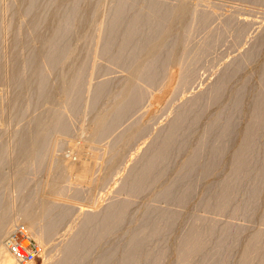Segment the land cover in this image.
<instances>
[{
    "label": "rangeland",
    "instance_id": "1",
    "mask_svg": "<svg viewBox=\"0 0 264 264\" xmlns=\"http://www.w3.org/2000/svg\"><path fill=\"white\" fill-rule=\"evenodd\" d=\"M23 1H25V0H0V75H1V79H2V82H0V88H1L0 89V136L4 134L3 135V139L0 138L1 139L0 147L3 146V147H1L2 149H0V150L4 149V155H3V157L1 156L4 159L0 160V162H1L0 164L3 165V166L2 165L0 166V169H1L0 178L2 176V178L0 180V196H1V199L3 200L2 201L3 204L0 206V221L1 222L2 221H7L6 222L7 224H5V222L2 223V224H4L3 227H1L2 224L0 226L3 229V231H4V232L1 233V236H0V247L3 248V249L0 248L1 251L5 252L7 254V251H6V249L4 248V245H3V239L11 231V229L13 227L17 226V225L25 227V229L28 231L30 236L40 246V249H41L40 255H39L38 259L32 264H64V263H66L64 261L66 260L68 262V259L64 258L65 260H60V259H63L62 249L63 250L65 249L64 250L65 253L70 252V251H68L66 249L70 245H72L71 243H73L72 246H74V248L75 247H79L81 250L84 247L88 248L91 245L90 241H92V243H93V240H95V236L96 235H97L96 238H99V236L103 237V235H104L105 238L104 237L100 238V240L97 239L100 243L97 241V244H99V245L96 244L97 249L95 251H92L94 254L92 253L90 255V253L88 251H86L85 248L83 249L84 251H82V252L80 251V249H76V250H79V251H77V254L79 253V255H81L80 253H84V258H86L85 255H90V256H87L88 257L87 260H90V261H92L91 259H92V255H93V260H95L94 256L97 257L96 254H98V252L100 253V252L104 251L105 249H107L108 245L110 243H114L115 242V244H116L117 243V241H116L117 237H120L121 239H119V238L118 239L122 241V239L125 238L124 236L127 235V233H128L129 236L132 234L131 237H135L136 234L137 235L139 233L143 234V232H145L144 235L146 236V238H148L147 239V240H149L148 243L150 242L149 244H151L150 247H153L152 245L156 244L155 243L156 242V238L158 239V237H160L159 239L162 238V240L166 239V241L163 240V242H162V243L165 244V243H167L169 238L171 239L170 233L172 234L173 230L174 231L176 229L179 230L182 227L183 230L180 229L179 231L176 230L175 232H173V234L175 233L174 237L172 236V240L169 239V241H168L169 244H166L167 246L165 245L167 248H171V247L175 246L177 244L176 243L177 242V238L179 237V236L177 237L176 232H178L179 235H180V232L183 233L184 227L186 228V226H183L184 222H186L185 224H187L189 222L192 223V220L193 219L195 220V218H193V217H196V216L193 215L194 213L197 212L196 213L197 216H199L200 218L204 217L202 219L205 220V216L208 218L209 214H212V213L214 214V212H212V211L210 212L209 211L210 213H208L207 211H205L203 208H200V207H199V209H197L198 211H195V210L192 209L193 207H194V209H196L198 207L197 206L198 202H195V203H197V205H195L194 202H191V201H196L197 200L195 198H197V195H198L197 191L199 192L198 189H197V191L195 193V196L192 197V198L195 197L194 198L195 200L194 199L193 200L192 199L188 200L191 205L189 204V202L187 203L188 204L187 205L186 204L187 201L184 203V205H181V204L179 205L178 203L176 204V202H177L176 201V197L180 194V189L176 190L177 195H175V198L172 197L175 201L174 200H172V201L176 204V206L178 205L177 207L180 208V210H178V211H177L178 208L176 210H174L175 204L173 203L174 206H172L171 205L172 201L170 202L171 204L169 203V201L172 198L171 199L169 198L170 200H168V199L165 200L166 203L170 204V207H169V204L166 205L164 203L165 206H166L165 207V206H161V205H164L163 204L164 200H162V203H161V200H158L157 197L161 195L160 191L166 185V183H167L166 187H168L169 181H171L170 182V184H171L174 181L173 179L179 180L180 176H182L181 174H183V176L185 177L189 173V172H185V170H188V171L192 170V172L195 170V172H193V174H192L193 178H194V174L198 175L200 173V172H198V171L201 170L200 169L201 166H199V165L202 163L201 165L203 167V165L205 164L204 163L206 161L205 160V155H206L207 151L206 152L203 151V155L200 158H198V159L202 158L201 160L196 159V161H195L192 158H191L192 159L191 160L190 157H187V156L189 154H190L189 156H192L191 154L193 153V148L195 147L196 143H198L197 141L199 139L198 137H200L199 135H201V134H198V133H200V131H202V130L206 131V127L210 123H212L214 125L217 124L216 126H213V127L218 128L220 126V128H222L223 127L222 123H224V121L227 118H230L228 120L232 119L231 117H232V115H234V112H235V110H234V112L231 111V108L234 109V107H233L234 104H232V101L234 103V100H235L234 96H236L234 91L237 92V91L241 90L242 89L241 85L243 84V82H244V84L242 85L243 87L244 86L245 87L246 86L250 87V84H251L250 88H251L252 92L249 90L250 93L249 92L248 93L251 94L252 97H253V94L257 93V92H262L264 94V90L262 89L261 86H259L260 85L259 81L255 82V79L258 78V72L260 71L259 69L261 68V66L263 64V63H261V61L264 62V58H263V56H264L263 55L264 54V43H263L264 42L263 41L264 40V36H263L264 35L263 34L264 33V0H261L262 2H257V1L253 2V1H249V0H137V2H140V3H146V2H149V1H153V2L158 3V4H165V5L169 6L173 11L181 9V8H185V9H188L190 11L189 20L191 21V23H190L189 28L187 30V36H186V40L184 42L185 43V47H186V49H185L186 52L185 53H187V51H188V54H190V55L186 56V54L184 53L185 55H182V57H181L182 59L180 58L179 63L176 64V65H173L172 67H170L167 70V73H166V76H165L164 80L161 82V84H159V86L157 88H148L145 85H143L142 83L137 82V80L133 77V75L130 74V72H129L130 70H126V69L121 68L119 65H117L114 62H112V60L108 59L107 56H104V47H105V43H106V31H107V28H108L107 27L108 26V24H107V16H108L109 10L111 8V6H110L111 5V0H96V5L94 6V10L92 12L93 13V19H92V22L90 23V29H91V32H92V36H91V40H90V43H89V50H88L89 55H88V58L86 60V70H85V74L83 76V81H82V93H81V98H80L78 114L76 115L77 118L72 115L74 119L76 118L75 119L76 123H74V127H72L73 123L68 122L69 120L65 122V120L69 119L68 116H67L68 118L66 117L67 119L65 118V116L69 114L68 111H70L69 110L70 107L68 106L70 101H68V98L64 99L63 96L61 97V95L59 94L60 97L58 95H57V97H59L60 100L61 99L62 100L61 101L59 100L60 101V103H59V101L57 99V101H55V102H57L59 105H55V107L52 106V107L55 108L54 109L55 112L52 110L54 112V114H52L51 119H53V116H54L55 119H59L60 118L59 120H62V118H63L62 122H63L64 125H65V123H67V125L68 124H70V125L72 124L71 125L72 129H70L69 125L67 126V129H65V128L63 129V127H66V126L62 125L61 128L63 130H65V131L67 130V132H62L63 131L62 129L60 131L59 127L57 128L56 122L55 121H50V120H49L50 122L48 121L49 123L47 122V124L45 123L44 125H36L33 128L31 126H27L32 121V120H30L31 117H33V118H34V116L36 117L37 116L36 113H39L38 112L39 110H36L37 112H34V114L27 115V116H29V119L26 118L23 121H21V123L23 124L24 127H20L19 128V126L21 124L17 125V123L14 120H12L11 112H10V106H11L10 105V100H11V88H10V85H11V72H12L11 63H10V41H11L10 39H12V36H13L12 32L13 33H15V32H14V23L12 22V18H11L12 15L11 14L13 13L12 12L13 10L16 11L17 14L24 13ZM37 10H39V9L38 8L35 9V12ZM202 14H204L207 17L209 16L208 17L209 18V24H208L209 27L204 32H200V31L196 30V27H195L196 21H194L198 17H200V15L202 16ZM210 15H211V21H210ZM22 19H20V20H22ZM223 20L227 21L228 25L232 24L231 27L230 26H228L229 28L227 27L228 30H226V29H223L224 31L221 30L224 33V35H223V33L219 34V33H221V32H219V30L221 29L220 27L223 26L222 28H224L225 25H226V23H224ZM21 24L22 23L21 22L19 23V21L17 20V31H18L19 34H20L19 30H21ZM219 24H221V25H219ZM234 24H235V26H234ZM242 24H243L244 27L242 26ZM217 26H219V29H216V28H218ZM88 28H89V26H88ZM240 28H241V30H240ZM245 28L248 29V30H246ZM214 29H215V31H214ZM225 30L228 31V32H225ZM9 31L11 32L12 35L9 34ZM249 31H250V33H249ZM175 32L176 31H174L173 33H175ZM213 32H215L216 36L214 35ZM71 33H72V42H71L70 54L67 55L66 57H64L63 60L61 61L60 66L62 68H65V67L69 66L70 64H72V66H75V68L79 67L78 65H76L77 64L76 60H77V57H78L76 55V53L77 54L79 53L84 39L78 33L77 29H75V28L72 29ZM210 33L213 34V35H210L212 37L214 36V37L217 38V34H218L219 37H221V36L225 37L224 39H221L223 37L220 38V40H225V41L218 42V44H220V45H216L217 43L215 44L217 47L215 46V48H212L213 50L209 51V52L213 53L212 55H211V53H209V54L207 53L206 57L204 56V60L202 59L204 62L201 61L200 64H199L200 66L196 67V69L198 68L197 71L195 69V72H197V73L193 72L195 74V76L197 77L195 79V76L193 77L194 74H191L192 72L189 73L188 69H187L188 70V72H187V70H185V68H187V66L191 63L189 60H191V58L195 54L197 48L200 47L201 44L204 42L203 40H205L207 34H208L207 37H209ZM226 33H228V34H226ZM225 34L227 36H225ZM251 36L255 37L257 39L255 40V38H252L253 39L252 40ZM237 37H238V40H236ZM258 39L259 40L261 39L262 41L261 40L259 41ZM234 40H236V42ZM239 41H240V43H237ZM253 41H255V42H253ZM252 42H253V46L256 45V44L257 45L260 44V46H261V47H259L260 51L258 50V58H259V56H260V58L259 59L258 58L255 59L256 58L255 57L254 60H253L255 63L251 62L252 59L250 61L248 60V56L250 54L249 52L253 51V49H254L253 46L251 45ZM234 44H235V46H234ZM219 46H220V48H219ZM233 46L235 47V49H233L234 48ZM240 46H241V48H240ZM248 46L249 47L251 46L252 50H250L251 47L249 49ZM256 46H254V47H256ZM244 47L245 48L248 47L249 52H248L247 49L245 50ZM261 48H262L263 52L261 51ZM215 50H218V51H215ZM222 51L225 52V53H223ZM244 51H247L249 54L244 52ZM259 52H262L261 53L262 55ZM223 54H224V57L222 56ZM183 56H185V57H183ZM189 56H192V57L188 60L187 58H189ZM240 56H241V58L243 57V59L246 58L250 62L249 63L247 61L250 65L246 62V60L241 59ZM261 56H262V58H261ZM212 58H213V60H212ZM215 58H216V60H214ZM239 58H240L241 62H240V60L239 61L237 60L238 61V63H237L236 59H239ZM73 59H74V61L72 62ZM230 60L232 62L235 61L236 62V63H234L235 65L236 64L240 65L241 63L245 62V64L247 65L248 68L246 66H245L246 67L245 68L244 65H242V64L240 66L241 68H239V65L238 66L237 65L234 66V65H232L233 63ZM255 60H257V61H255ZM258 60H260V61L258 62ZM136 62H141V60H137ZM213 63H214V65H213ZM140 64L141 63H138V65H140ZM208 64H210L211 66L208 65ZM229 64H231V66H233V67H231V69H229L230 67H226V66H229ZM252 64L253 65L256 64V65H254V67H253ZM248 65L251 67V69H250V67ZM257 65H259V67ZM136 66L137 65H135V67ZM255 66H257L258 68H255ZM135 67H133V68H135ZM223 67L226 68L225 71H223ZM235 67H237V68H235ZM242 67L245 68V72L243 71ZM234 68L236 69V71H238L239 69L242 70L243 73L240 70H239V72H236L234 70ZM246 69H247L248 72L251 70V72L248 73L246 71ZM256 69L259 70V71H257ZM184 70H185V72H184ZM227 70H228L229 73L227 72ZM134 71L135 70H133V72H131V73H134ZM234 71H235V74L238 73L237 74L238 76H235L233 74L230 77V79L227 82V84H226L227 85L226 87H227L228 90L225 89V94H224V97H223L224 100L222 98V101L223 102L225 101L224 102L225 105L223 104L222 101H221L222 103H219L220 102L219 101V102H217L218 105L214 104L213 105L214 107L211 106V108H214L213 109L214 111L212 110L213 112L210 110V108L207 110L208 112L206 111V114L208 113L209 116L210 117L212 116L213 118H214L213 115H215V114H216L215 118L219 117V115L221 117H223V118H225L227 115H228V117H226L225 120L223 118L219 117L221 120H223L222 123H220L221 120H220V122L217 121L219 119V118H217L216 124H215V122L213 123L215 118L213 120L211 118L209 119V117L207 116L208 114L207 115L204 114L205 115V119H203L204 115H203V117L201 119L204 121V120H206V117H207L208 120L203 122L200 119L202 121V122L200 120L198 121V123L200 124V126H199L200 129L197 127L199 125L197 123V126L194 127L196 129H192L191 130V132H193V131L195 132V130H197V132H198V130H199V132L196 133L198 139L191 135L192 139L195 138L196 141L194 139L191 140V138H190L189 140H191V142H189L188 138L190 137V134H192L190 132H189V136H187L188 138L186 136L184 137L185 138L184 141L186 142V140H188V142H189L187 146H190L191 148L190 147H185L186 146L185 144L187 142L186 143L184 141L181 142L182 138H181V141L179 139H177L179 142L177 140H175L174 141L175 143L173 142L174 144H172V148H170L171 150H175V148H176L175 146H177V149H178L179 148L178 145L180 143L182 145V147L180 145V149L181 148L182 149L188 148L187 149L188 151L186 149H184V150H186V152H188L189 154L187 153L188 155H185L186 152L184 150H182V149L181 150L179 149L181 152H178L179 150H177L176 152L180 153V156H182V157H180L176 152L175 153L173 152L174 154L171 153V156L173 155V157L170 156V158H172L174 160V162H175L174 165H176V167L173 166V162L172 161H171L172 164L170 163V164L165 165L168 162H166V161L163 162L162 160L161 161L157 160V163L155 162L157 165H158V162L163 163V165H161V163L159 164V166L161 165L160 166L161 167V171H160L159 166H158L159 170H157V168H156L157 165L155 163H152L154 161H150V160H152V157H150L149 154H151V153H149V152H151L152 149L150 148L151 151L150 150L148 151L147 149L149 148V146L155 142L154 144H157L158 147H157V145L154 146V144L151 145L150 147L153 146V150L157 149V152H159L158 150H161L159 147L162 146V137H163L161 135V133L162 132L165 133V131L167 129V124L169 126V123L171 121L170 119L172 118L173 119L172 121L174 122L175 121L174 118H176L175 115L178 114V113H181L182 112L181 110H183V108L186 110V108L188 107L187 103L189 104V102H190L189 99L192 102V99H194V97H196V96L198 97L200 95V93H201V95L203 93H205L207 91V90H205L207 87L210 89L211 86H209V85L214 84L212 82H216L215 78L219 79L220 78L219 75L222 76L224 73L227 75V73L230 74V72H234ZM183 72L185 73V76H184ZM220 72H224V73L220 74ZM240 72H241V74H239ZM75 73H77V71ZM186 73L187 74L189 73V74L192 75L193 79L189 78V76H190L189 74L187 75L188 76L187 79L188 80L190 79L192 84H191V82H189L190 80L187 81V83H186V81H183V78L184 77L186 78ZM202 73H204V74H202ZM244 73H246V74L244 75ZM247 73L250 76L253 75L251 77L248 75V77H250L249 78L250 81L247 79L248 82L245 81L246 80L245 77H247L246 76ZM217 74H218V76H217ZM233 77L234 78L238 77V78L232 79ZM185 78H184V80H187ZM231 79H232V81H230ZM239 79H241V81H242L241 83L242 84L237 85L238 82H236V81H239ZM70 81L75 82L76 81V76L72 77L70 79ZM112 82L117 83V86L119 88L127 87L130 84H134L135 83L136 86L139 87V89H141L142 91L145 92V99H144L143 102L140 103V105L136 109V111H134L133 113H130L122 121H120L119 123L113 125L111 129L105 131V127H106V125L108 123V120H109V117L111 116V114L108 115L107 118L103 119L106 116V114H107V109H101L99 111V115H95L93 113V111H92V106L91 105H92V100H93V95H94L95 90L99 86H102L103 84L112 83ZM232 82L233 83L236 82V84L235 83L232 84ZM249 82H251V83H249ZM253 82H254V86H252ZM239 83H240V81H239ZM247 83H249V84H247ZM234 86H235V88H234ZM192 89H194V90H192ZM185 90H187V91H185ZM182 91H184V92H182ZM176 92H178L179 94L176 93ZM181 92H182V95H181ZM189 92L192 93L193 96ZM230 94H233V95H230ZM249 94H247L248 97H249ZM228 95H229V98H228ZM190 96L192 97V99H191ZM252 97H249L248 100H250V98H252ZM174 98H176V99H174ZM186 98H187V100H186ZM225 99H228L227 102H226ZM174 100H175V102H174ZM185 101H188V102H185ZM227 103L228 104L231 103L230 106H232V107H228ZM180 104H181L182 107L180 106ZM176 105L179 106V107H177ZM183 105L186 106V107H183ZM46 106H48V105H45L44 107L46 108ZM67 106L69 108H67ZM216 106L218 107L219 110L217 108H215ZM222 106H225V107H222ZM226 106L228 108H226ZM219 107L220 108L222 107L221 109L224 108L225 110L226 109H228V110L230 109L229 111H231L233 114L229 115L230 112L228 110L224 111V109H223L224 113L221 115L220 113L222 111L220 110ZM45 108H43V110H45V111H48V110L50 111L51 110L50 106L47 107V110ZM176 108L178 110L181 108L179 110L180 112ZM216 109H217L218 112L219 111H221V112L218 114L216 112ZM40 110H41V107H40ZM185 110H183V112H185ZM176 111H178V112L176 113ZM40 112H44V111L41 110ZM61 112L65 116H63L61 114ZM227 112H228V114H227ZM167 113L168 114H171V113L173 114L174 113V115L171 114L169 116ZM181 114H183V113H181ZM181 114H179L177 116L179 117ZM217 114H218V116H217ZM32 115H34V116H32ZM61 115L63 116L62 118H61ZM69 115L72 118L71 112H70ZM242 115H241L240 118L241 119L243 118L242 120L244 121L245 117H243ZM74 119H72V120H74ZM165 119H166V121H165ZM209 120L210 121L212 120V121L210 122ZM228 120H226V122ZM70 121H71V119H70ZM167 121L169 123H167ZM207 121H209V124L206 126V124L208 123ZM243 121H240V123L243 122ZM13 122H15V125L13 124ZM19 122L20 121H18V124H19ZM152 123H153V125H152ZM164 123L166 125V127H165L166 129L162 128L163 126H165ZM172 123H170V124H172ZM203 124L205 125L204 126L205 128L203 127ZM212 124L210 126H208L207 128L211 127ZM242 125H243V123H242ZM147 126H148L149 129L146 128ZM68 127H69V129H68ZM145 128L148 129V132H150V133H148L147 131L145 133V130H146ZM201 128H203V129H201ZM216 128L215 129L212 128V130H215L216 132H218L219 130L216 129ZM69 130H71V131H69ZM156 132L159 133V134H157L159 136H157L155 134ZM212 132H214V131H212ZM216 132L212 133V134L215 136V134L216 135L218 134ZM138 133H140L139 134L140 140H139L138 136L135 137V135L136 134L138 135ZM143 133H145L146 135H144ZM149 134H150V137H149ZM203 134L204 133H202V135H201L202 137H203ZM141 135H144L147 138L144 137V136H143L144 137L143 138ZM193 135H194V133H193ZM196 135H194V136H196ZM263 136H264V134H263ZM16 137L18 138L17 142L14 141L16 139ZM141 137H142V139H141ZM143 139L144 140L146 139V140L142 141ZM147 140H148V142L152 141V143H149L150 144L149 145ZM153 140H154V142H153ZM200 140H201V138L199 139V141ZM192 141H195L196 143L192 142ZM1 142H3V144ZM14 142H15V145H14ZM176 143H177V145H176ZM182 143H184V145ZM191 144H193V145H191ZM147 145H148V147L145 148L144 146H147ZM192 146H194V147L192 148ZM155 147H157V148H155ZM189 148H190V150H189ZM145 149L149 153L148 155L144 153L146 151ZM191 149H192V151H191ZM143 150H145L143 153L146 156H149V158L148 157L146 158V156H145V158L147 159V161L149 159L151 164H149V163L147 164V161L144 158L143 154L140 153ZM153 152H154L155 155L152 154V156L154 155L156 157L157 154H159L156 151H153ZM0 154H1V151H0ZM175 154H177L178 160L174 159V158H176ZM137 155H138V158L140 156H143L142 158L140 157L139 159H143L145 161V162H143V160H141L142 165H143V163H145L144 165H145V168L147 169V171H143V172L144 173L149 172L148 174H145V175H148L149 177L145 176L143 178L144 173H142L143 176L140 174V172L145 169L144 165L143 166L142 165L139 166L141 163L137 162L138 166L141 167V168H138V169H141V170H139L140 172H137V173H139V176L141 175L140 177L136 176V174L133 173V171L135 172L136 167H134L135 169H133L132 167H131L132 169L130 168V166L134 165L133 163H136V159H138ZM155 157H153V159H155ZM179 158H181V160H179ZM139 159H138V161H139ZM170 160H169V162H170ZM185 160L187 162H185ZM197 160L199 162H197ZM155 161H156V159H155ZM179 161H180V163H179ZM193 161H195V163ZM3 162H4V164H3ZM183 162H185V164ZM177 163H179V164H177ZM198 163H199V165H198ZM137 164H135V166H137ZM182 164H184V165H182ZM162 166H163V168L167 166V170L170 171V172H168V174H167L166 168H164L165 171L163 172ZM150 167L151 168L154 167V168H152L153 169L152 171L156 170L154 172L156 180H155V177L153 175V172L151 174L150 173L151 171H148V170L151 169ZM180 167L182 169H180ZM128 169H131L132 172L129 170L131 173H128L127 172ZM173 169L175 171H173ZM136 171H138V170H136ZM173 172H175L176 174L173 173ZM178 172H179V174H180V172H184V173H181L179 175ZM197 172H198V174H197ZM220 172L221 171L219 170V171H216L215 175L213 174L215 179L212 176L210 179L203 180L204 182L202 181V184H200L199 188L201 186H203V188H204V186H207L212 181L217 180L218 179L217 177L219 176ZM125 174H129V175L132 174V175L129 177L128 175L125 176ZM156 174H158V175H156ZM157 176H160V177H163V178H159L158 177L159 178V182H158ZM177 176H179V178ZM215 176H217V177H215ZM136 177H138V178L142 177V178L141 179H137ZM146 177H147V179L150 178V177H154V181L155 182L152 180L153 178L147 180V179H145ZM129 178H131V179L129 180ZM135 178L137 179L136 182H135ZM165 178H167V179H165ZM247 178L249 179L250 177H247ZM120 179H122V180H120ZM127 179H128V181H126ZM132 179L134 181L133 184L131 182ZM143 179L147 180L146 182H144L145 183L144 186L142 185V183H143L142 180ZM246 179H245L244 182L248 181V179L247 180ZM124 180L126 182H128V184ZM138 180H139V183H141L139 186L141 187V185H142V187H143V189L140 190V192H142V194H140V196L144 195L143 193H144L145 190L147 191V188L150 186V184H152L151 181H153L156 185H153L154 188H152L150 186L151 187V192H150V188H149L148 192H150V193L147 192L148 195L146 194V191H145L146 195H144V197L141 198V197L138 196V198H141V199H139V201H137L136 200L137 198H135L133 196V195H135L134 194L135 192H133V190H136V194L139 195V193H138L139 191L138 190L141 189L142 187L137 189L138 186L136 185L137 188H136V186H134L133 188H135V189L132 190V194H133L132 195L133 196V201H132V197H130V195H131L130 192H131L132 188L124 189L122 187L125 184H127L128 186H132L135 183H137ZM160 180H162V181H160ZM207 180H208V182H207ZM121 181L122 182L124 181V183H122ZM129 181H130L131 184L129 183ZM165 181H166V183H165ZM244 182L241 183V185H240L241 187H242V185H244ZM164 183H165V185H164ZM122 184H124V185L122 186ZM115 186H117L118 188H116ZM128 186L125 185V187H128ZM145 187H146V189H144ZM166 187H164V188H166ZM118 189L121 191V194H123V192H125V191H126V193L121 195L119 193ZM202 189L200 190V192L202 191ZM164 190L165 189L162 190V193H163ZM117 191H118V193H117ZM240 192H243V189L240 188L238 193H237V195H239L240 197L236 196V198H235L236 200L234 199L235 201L230 203V204L233 205L234 208H235V206H238L239 203H240V202H237V201H241L242 202L241 199L238 200L239 198H241V195H242V194H240ZM128 193H130V195H127L128 197H126L125 195L128 194ZM158 193H159V195H158ZM137 195H135V196L137 197ZM155 195L156 196L158 195V196L156 197ZM151 196H153V197L155 196V197L153 198ZM201 196L202 195L200 193V197L198 195V201H200L199 199H201ZM243 196H244V194H243ZM243 196H242V199L244 198ZM127 198H129V200H126ZM152 198L153 199L157 198V201H156V199L154 201L155 202L154 205H152L153 204ZM116 199H117V201H114ZM123 199L126 200V201H124V202H126V204H128L127 201L128 202L130 201L129 204H128L129 206L132 205V204L135 205V203L136 204L139 203V205L142 204V203L146 204V205H144L142 207V208H144L142 210L144 213H146V210H147L146 207L151 206V205L154 206V208L151 206V209L152 208L153 209L150 210V208H149V210H148L149 212H147V213H151V212L153 213V215H151L152 213L150 214V217H152L151 219L154 218L153 220H156L157 215H158L157 219H159L161 217V211L167 210L164 213L162 212V215H163L162 217L163 218L161 217L159 220H157L158 222H160L161 219H162V221L164 223V220L166 219L165 223H167V224L164 223L165 224L164 225L162 223V221L160 222L164 226L165 229L163 228V226H161L163 228V230H161L162 229L160 227L161 224H159V226H158L157 221H155L157 224L153 221L154 226L156 225V226H158L160 228V229H158V227L156 228V226H155V228L159 232L156 231L157 233L156 232L153 233L154 235L151 233L152 230L150 231V234H148L150 229L144 231L142 228H140V230H142V231L140 232V230L138 229L139 233H138L137 229H135V231H134L133 229L136 227V223L140 224V222H136V220L139 219L140 216H141V218L143 216H144V218L146 217L145 216L146 214H144L140 210V209H142V208H140L141 205L139 207L138 204H137V206L139 208L136 205H135L136 207L132 205L133 207L130 206L132 210L128 209L130 211V213L127 212V213L131 214V212H133V208H134L135 210H134V214L133 215H134V219L135 220L133 219L132 214L130 215V217L132 216L131 218L134 221L126 213L127 214L126 218H128V219H126L127 221H124L125 224L122 221L123 224L120 223L118 225L117 228H119L118 229L119 231H115V229H113V230L109 229L108 230L109 227H107V226H106V228L103 227L106 224V223L104 224V219L105 218L102 220V218L104 216L101 217L102 214H100L101 212L98 213V211L101 210L102 213L104 214L103 211H105L107 209V207H108L107 203L110 204L111 202L112 203H111V205H109V208L111 207L110 208V210H111L112 206H113V209H112L113 212L112 211H108V212H112V214L107 212L108 215L109 214H111L113 216L116 215L117 212L121 211L122 206H123L122 210L125 211V209L127 210V208L129 206L126 207L127 205L124 206L122 204ZM134 200H135V203H134ZM113 201L115 202V204H116V202L118 204V201H119V203H120V201H122L120 203V204H122V206H120V205L117 206V205L113 204ZM158 201H160V203H158ZM130 203H132V204H130ZM114 205L117 206V208L121 207L120 211L116 212L117 208ZM185 205L187 206L186 208L189 209L190 213L188 212V210L186 212V208H185L184 209L185 211L184 210H182V211H183V213L185 212L186 214L184 213V217H182L178 212L181 211V209H183L181 206L185 207ZM232 205H230L231 210H230V208L228 210L229 205H228V207L226 209H227V212L229 211V213H233L234 214V209H233ZM103 206H104V208L106 207L105 210H104ZM171 206L173 208H171ZM195 206H197V207L195 208ZM114 207L116 208V210L114 209ZM124 207H126V208L124 209ZM155 207L159 208V211L158 210L157 211L160 214L155 213V212H157V211H155L156 210ZM161 207H163V208L165 207L164 208L165 210L163 209V210L160 211V209H162ZM168 207H169L170 211L174 210L173 212H169L168 213L169 215L167 214V212L169 210ZM190 208H191L192 211H190ZM226 209H225L224 212H226ZM260 209L262 211V207ZM138 210H139V212H138ZM202 210H204V212ZM259 210H257V211H259ZM263 210H264V208H263ZM106 211H105V214H107ZM114 211H115V213H114ZM175 211H177V213ZM182 211H181V214L183 215ZM193 211H195V212L192 213ZM257 211H256V213L258 214ZM174 212H175V214H174ZM224 212H222V213L224 214ZM263 212L264 211H262V213ZM191 213H192L193 217L189 216L188 219L189 218H193V219L192 220L190 219L189 222H188V220L185 221V219L187 218L188 214L191 215ZM260 213L261 212H259L258 217L262 214V213L261 214ZM95 214L96 215L100 214L99 217L96 216V217L100 218V220L98 218H96V220H97L96 222L100 223V226L102 225V222H103L104 225H102L101 227H98L99 224H97L96 222L93 221L95 216H94V218L92 217V219L90 218L91 215H95ZM154 214H156L155 215L156 218H155ZM164 214L167 215L168 218H171L173 216L172 219L175 218L174 215L177 214L176 215V219L177 220L175 219V221H177L179 223L176 222L175 224H177L178 226L174 225V223L172 224L171 222L172 221L175 222V221L172 220V219H168L167 217H164ZM178 214H179V216H181L180 218L183 219L184 221L183 220L180 221L181 219L177 218ZM213 214L210 215L209 217L213 216V218H216V220L211 222L210 219L212 217L210 219L208 218V220L206 219V221L208 222L207 225L210 228H212L211 225L214 222V226L211 229V231H213L216 228L214 231L215 232L217 231V234H218V230L220 231V229L224 230L226 228V227H222V228H224V229H222L220 227V229H218L219 228L218 226L221 224L220 220H223V218L225 217L224 221H222L223 223L225 222V224H224V226H225L228 223V220L231 219V220H229L230 223H228V226L229 225L231 226L233 224V227L240 228V229L243 228V231H244V232L241 231L243 233L242 235H241V232H240L241 236L239 235L240 239H238V244H239V242H241L239 245L242 246L243 244L248 243L252 239L253 240H258L260 242V248L259 249H261V246H263L262 244H264V223H261L262 219H260L261 217L258 218L256 216L257 214L254 213V215H253L254 217H253L252 221H248V222L244 221L241 218H237L234 215L235 218L237 219L236 220L235 218H233V214H229L230 216L232 215L231 218L229 217L228 214L226 215V213L224 214V217H223V214L221 215L222 218L217 216V215H220L221 213L220 214L219 213L216 214V212H215V214L214 215ZM135 215H137L139 218L138 217L135 218L136 217ZM225 215L228 216V217H226ZM88 217L90 218L89 219L90 221L92 220V223L94 222L93 223L94 226L98 225L97 226L98 232H97V228L96 227L95 228L91 227V225H93L92 223H90L91 225L89 223H87L88 220L86 218H88ZM105 217H106V215H105ZM199 217H196L197 222H196V220L193 221V223H192L193 225L195 224V222H196V224H198V221H199L198 218ZM108 218H110V217L108 216ZM114 218L116 219V217H113V218H110V219H112L113 222H114ZM129 218H130V220H129ZM213 218H212V220H213ZM167 219L169 220V222H168ZM259 219H260V222H259ZM107 220H109V219H107V217H106L105 221H107ZM128 220H129V223H128ZM254 220H256L255 224H253ZM83 221H84V223H83ZM85 221L87 223L86 225L89 226V227L85 226ZM100 221H102V222H100ZM130 221L132 223L135 222V224H132ZM206 221H202V222H204V224H206L205 223ZM80 223H83L84 227H82L83 224H80ZM168 223H169V226H172V227H170L171 229L175 226V229L173 228L172 231L168 227L170 229V231H171L170 233L168 232L169 229H167V227H165V226L168 225ZM181 223H182V225H181ZM126 224H131V225H127L125 227ZM215 224H216V226L217 225L218 226L215 227ZM222 224L220 226H223ZM79 225H80V227H79ZM133 225H134V228L132 227ZM154 226L152 227V229H154L153 232L156 230L154 228ZM197 226H199V225H197ZM206 226H204V227H206ZM199 227H202L201 226V221H200V226ZM80 228H81V230H80ZM82 228H83V230H82ZM102 228H104V229L102 230ZM137 228H138V226H137ZM77 229H79V231ZM131 229L134 232H137V233H135V234H134V232L132 233ZM110 230H112V232L109 233ZM164 230L165 231L167 230V231L165 232ZM246 230H247V232H246ZM76 231L80 232V234L78 232H76ZM128 231H130V232H128ZM146 231H147V235H146ZM160 231L162 232L161 233L162 236H160L158 234V233H160ZM95 232H97L98 234H96ZM107 232H108V234H107ZM90 233L92 235L89 236ZM100 233H102L103 235L100 234ZM129 233H131V234H129ZM164 233H166V236L168 235L167 236L168 239H167V237L165 238V236L163 235ZM167 233H169V234H167ZM220 233L221 232H219V234H218L219 237L221 235ZM84 234H87V236L84 235ZM151 234L154 237L156 236V238L154 239L153 236H148V235H151ZM212 234L213 235H211V236H213L214 238H218L217 234H214V232ZM78 235H79L80 239H75ZM157 235H159V236H157ZM214 235L215 236L217 235V236L215 237ZM73 236H75V237L72 239L71 237H73ZM82 236H84V237H82ZM122 236H123V238H122ZM140 236H142V235L139 234L138 237H140ZM145 236L143 237L144 241L146 240ZM242 237H245V238H243L245 240H242L241 239ZM82 238H83L84 241L82 240ZM136 238H137V236H136ZM143 238L141 239V237H140L141 240H143ZM210 238H211L210 240H214V238L213 239H212V237H210ZM69 239H70L71 243L67 247L66 243L69 241ZM128 239H130V237ZM153 239H154V241H153L154 243L151 242ZM205 239L206 240H204L203 243H205L204 245H206L207 248H209L208 247L209 245H207L208 244L207 242L209 241V237L207 236V238H205ZM207 239H208V241H207ZM71 240H73V242ZM119 240H118V242H119ZM124 240H125V242L128 241V240H126V238ZM124 240L121 243L119 242V244L118 243L117 244L118 245H121L123 243L125 244ZM215 240L217 241V239H215ZM111 241H113V242H111ZM157 241L161 243V240L160 241L157 240ZM172 241L175 242V245H173L174 243ZM76 242L77 243L79 242V244H82V243L83 244L78 246V244ZM213 242L214 241L210 242V245L212 246L211 249L213 248V246L215 244V242L214 243ZM86 243H88V244L86 245ZM140 243H141V241H140ZM162 243H161V245L163 247L164 244H162ZM211 243H213V245ZM142 244L144 246H142ZM142 244H141V246L139 244V246L142 247L141 249H143L142 252H141V250H137L139 252L136 251V254L134 255L135 257H136V255L138 256V255L144 254L145 251H146V253L148 252L147 249L144 248V247H147V246H145L144 243H142ZM146 244H147V242H146ZM149 244H147L148 247H149ZM161 245H159V247L157 245H155L154 247H156L158 249L160 248V252L163 251L164 249L166 251L167 249L165 248V246H164V248L162 250ZM239 245H238V247H239ZM64 246H66V248ZM168 246H170V247H168ZM206 246H205V248L202 247V245L200 246V248L202 247L204 249L203 250L201 249L202 252H200L198 255H200L201 253L203 255L208 254V251H207L208 249L206 248ZM71 247H70V250H71ZM211 249H209L210 252H211ZM148 250H149V248H148ZM155 250L156 249H154V251L151 250L150 253L148 252L149 253L148 255L145 253L146 256L142 255V256H139L138 258L136 257L137 259H140V260L136 261V259H134L135 258L134 256H133L134 258L132 256H131V258H133L136 261V264H138V262L142 263L143 260L141 261V259H144V261H145L144 257H149L150 256V259H151L152 255L155 256L156 255ZM204 250H205V254L203 252ZM235 250H237V251H234V253L236 252L238 255H236L235 258L233 256L232 260L234 262L232 261V264L233 263L235 264L236 262H238L237 259L239 257L240 247L239 248H235ZM85 251L87 252V254H86ZM71 252H72V250H71ZM140 252H141V254H139ZM153 252L155 254H152ZM158 252H159V250H158ZM1 253L2 252H0V254ZM73 253L75 254L76 252H72L71 254H73ZM170 253L166 255L167 258H169V259L173 255H177V254H173L172 255L173 252L171 254ZM68 254L71 255L70 253H68ZM194 254L196 256L195 260H197L199 256L196 254V252ZM202 254H201V257H202ZM2 255L0 256V259L3 258ZM68 256L66 254L67 258H69ZM75 256H76V254L70 256V258L73 257L74 260H76L78 258L77 262L79 264H80V262H84L85 263V259L83 258V254L81 256L84 259V261L81 260V258H79L81 256H78V255H77V257H75ZM195 256L192 255V257L190 256L189 259L194 260L193 258H195ZM209 256L206 255L205 258L208 259ZM246 256H247L246 259H250L251 260V261L250 260L247 261V264H264V251L262 249L261 250H257V249L249 250V252L247 253ZM175 257L176 256H174V258ZM8 258L13 262V264H17L16 262H14L15 260L13 259L14 260L13 261L9 255H8ZM73 258L71 259L72 261H73ZM131 258L129 259L130 261H131ZM167 258L163 259L162 261L160 260L159 264L165 263L163 261H167L165 264H167L168 262H169L168 264H175L176 260H174V258L173 259L171 258L170 260L167 259ZM202 258H204V256ZM205 258L202 261L203 262L206 261V262L203 263L201 261L200 264H202V263L206 264L208 262L209 259L206 260ZM133 259H132V262L134 261ZM146 259L149 260V258H146ZM187 259L184 262L182 261L183 263L182 262H180V263L185 264V262H187L188 264H190V262H192V261L189 262V260H187ZM199 259L197 261L194 260L195 264L196 263L198 264ZM0 261H2V259ZM70 261H69V263H71V264L74 262V261L73 262H70ZM130 261H129V264H131ZM135 261L133 262L134 264H135ZM171 261H173V262H171ZM147 262L152 263L150 260L147 261ZM194 262H192L191 264H194ZM86 263H88V261ZM114 263L115 262H113V264ZM89 264H91V262H89ZM115 264H117V263H115ZM144 264H146V261L144 262ZM208 264H209V262H208Z\"/></svg>",
    "mask_w": 264,
    "mask_h": 264
},
{
    "label": "bare ground",
    "instance_id": "2",
    "mask_svg": "<svg viewBox=\"0 0 264 264\" xmlns=\"http://www.w3.org/2000/svg\"><path fill=\"white\" fill-rule=\"evenodd\" d=\"M249 1L262 2L261 0H249ZM23 5H24V7H23L24 13L17 14L16 11L13 10L12 11L13 13L11 14L12 15L11 16L12 22L14 23V32H15V33L12 32L13 36H12V39H10L11 40L10 41V63H11V68H12V72H11V85H10V88H11V100H10L11 117H12V120H14L17 123V125H20V124L22 125V126L21 125L19 126V128H20V127H24L23 124L21 123V121H23L26 118L29 119V116H27V115L34 114V112H37L36 110H39L38 111L39 113H36L37 114L36 117L34 115H32V116H34V118L30 116L31 117L30 120H32V121L27 126H31L33 128L36 125H44L45 123L47 124V122L50 120V121H55L56 122V125H57V128L59 127V130L61 131V129H62L61 127H62V125H64L63 122H62L63 121V118L62 117L65 116V115H63V113L61 112V114L63 115V116L61 115L62 120H59L60 118L59 119H55L54 116H53V119H51L52 114H54V112H55L54 111L55 105H59L55 101H57V99H58V101L60 100L59 94L61 95V97L63 96L64 99H67L68 98V101H70L69 102V105H68L70 107V109H69L70 111H68L69 114L71 112V116L73 115L75 117L78 114V109H79V104H80V98H81V93H82V81H83V76H84L85 70H86V60H87L88 55H89V52H88V50H89V43H90L91 36H92V32H91V29H90V23L92 22V19H93V13L92 12L94 10V6L96 5V0H25V1H23ZM110 6H111V8H110L109 13H108V16H107V24H108L107 27L108 28H107V31H106V43H105V47H104V56H107L108 59L112 60V62L116 63L121 68L126 69V70H130L129 71L130 74L133 75V77L137 80V82L142 83L143 85H145L148 88H157L159 86V84H161V82L164 80V78L166 76V73H167V70L170 67H172L173 65L178 64L179 61H180V58L182 57V55H185V54H186V56L187 55H190V54H188V51H187V53H185L186 52L185 51L186 47H185V43H184L185 40H186V36H187V30H188L189 25L191 23V21L189 20V13H190V11L188 9H185V8H181V9H178V10L173 11L169 6H167L165 4H158V3H155L153 1H149V2H146V3H140V2H137V0H111V5ZM37 8L39 10H37L35 12V9H37ZM203 15L204 14H202V16L200 15V17H198L196 20H194V21H196V23H195L196 30L197 31H200V32H204L209 27V25H208L209 24V18H208L209 16L207 17V16L204 15L205 16L204 17ZM20 19H22V20H20ZM17 20L19 21V23L20 22L22 23L21 24V30H19L20 31V34L17 31ZM210 21H211V15H210ZM224 23H226L227 26L225 25L224 28H222L223 26H221L220 27L221 29L219 30V32H221V33H219V34H222L223 33L221 30H223V29L228 30L227 27L228 26L231 27V25H232V24L231 25L230 24L228 25L227 24V21H224ZM219 25H221V24H219ZM88 26H89V28H88ZM234 26H235V24H234ZM242 26H243V24H242ZM217 27L218 28H216V29H219V26H217ZM74 28L77 29L78 33L84 39L83 44L81 46V49H80L79 53L78 54L76 53V55L78 56L77 57V60H76V62H77L76 65H78L79 67L78 68H75V66H72V64H70L69 66H67L65 68H62L60 66L61 61L63 60L64 57H66L67 55L70 54L71 42H72V33H71V31ZM226 30H225V32H228ZM240 30H241V28H240ZM246 30H248V29H246ZM174 31H176V32L173 33ZM214 31H215V29H214ZM213 33L215 35V32H213ZM249 33H250V31H249ZM9 34L12 35L10 31H9ZM226 34H228V33H226ZM226 34H225V36H227ZM210 35H213V34L210 33L209 34V37H207L208 36V34H207L205 40H203L204 42L201 44L200 47L197 48V50H196L195 54L193 55V57L192 56H189V58L186 57L188 60L192 57L191 58L192 61L189 60L191 62L189 64L190 66L188 65L187 68H185V70H187V69L189 70V73H191V72H192L191 74L197 73V72H195V69H196L197 66L198 67L200 66L199 64H200L201 61L204 60V56L206 57V54L207 53L208 54L211 53L209 51L213 50L212 48H215L216 45H220V44H218V42L225 41V40H220V38L223 37V36L219 37L218 34H217V38H216V37H214V36L212 37ZM223 35H224V33H223ZM224 38L225 37H223L221 39H224ZM252 38H255V37H252L251 36V39ZM256 39L257 38H255V40ZM236 40H238V37H237ZM236 40H234V41L236 42ZM253 42H255V41H253ZM253 42L251 44L252 46H253ZM237 43H240V41L237 42ZM256 45H254V46H256ZM234 46H235V44H234ZM254 46H253V48H254L253 51H250V52L248 50V47L249 46L247 48L244 47L245 50L247 49L248 52L250 53L249 54L247 51H244V52H246V53L249 54L248 60L250 61L252 59V61H251L252 63H255L253 61L255 57H256L255 59L258 58V50H259V47H261L260 44L257 45L256 47H254ZM250 47H249V49H250ZM219 48H220V46H219ZM240 48H241V46H240ZM233 49H235V47ZM250 50H252V47H251ZM215 51H218V50H215ZM261 51L263 52L262 48H261ZM262 52H259V53L261 54ZM223 53H225V52H223ZM212 54L213 53H211V55ZM222 56L224 57V54ZM183 57H185V56H183ZM240 58H241V56H240ZM240 58L239 59H236V62L237 63L240 60ZM259 58H260V56H259ZM261 58H262V56H261ZM263 58H264V56H263ZM74 59L72 60V62L74 61ZM241 59H243V57ZM137 60H141V62H136ZM212 60H213V58H212ZM214 60H216V58ZM243 60H246V62L248 61L246 58L243 59ZM255 61H257V60H255ZM259 61L260 60H258V62ZM236 62L235 61L232 62L233 63L232 65L236 66L237 64L236 65L234 64ZM240 62H241V60H240ZM138 63H141V64L138 65ZM261 63H263V64H262V66L260 65L261 66V68L259 69L260 71L256 69L259 72H258V78L255 79V82L256 81H259V83H260L259 86H261L262 89L264 90V62L261 61ZM241 64L244 65V67L245 66L247 67V65L245 64V62L244 63H241ZM241 64L240 65L238 64L239 65V68H241L240 67ZM135 65H137V66L135 67ZM208 65H210V64H208ZM213 65H214V63H213ZM254 65H256V64H254ZM254 65H253V67H254ZM257 66L259 67V65H257ZM257 66H255V68H258ZM133 67H135V68H133ZM226 67H230L229 69H231V67H233V66H231V64H229V66H226ZM244 67H242V68H243V71L245 72V68L246 67L245 68ZM235 68H237V67H235ZM235 68H234V70L236 71ZM225 69L226 68L223 67V71H225ZM250 69H251V67H250ZM133 70H135L134 73H131V72H133ZM185 70H184V72H185ZM188 70H187V72H188ZM197 70H198V68L196 69V71ZM228 70H227V72H228ZM239 70L236 71V72H239ZM76 71H77V73H75ZM235 71L234 72H230V74H228L229 73L228 72L227 75L224 72H220V74H222V73H224V74L222 76L219 75V77H220V78L218 77L219 79H216L215 78L216 82H212L214 84H211V85L208 84L209 86H211L210 89L207 87L208 89L207 88L205 89L207 91L206 92L204 91L205 93H203L202 95H201V93H200V95L198 94L199 96L198 97L196 96L197 98L194 97V99H192V97L190 96L191 99H192V102L189 99V101L191 103L190 102H189V104L187 103L188 107L186 108V110L183 108V110H185V112H183V110H181L182 111L181 113H183V114H181V113L176 114L175 115L176 118H174L175 119L174 122L172 121L173 120L172 118L171 119L169 118L173 123L170 121V123H172V124H170L167 121V123H169V126L167 124V129L165 128L166 125L164 123L165 126H163L162 128L163 129L165 128L166 131H165V133H163V132L161 133V135L163 136V137L161 136L162 137V146L159 144L161 146V147H159L161 150H158L159 152H157V149L153 150V146L152 147H150V146L155 143L154 140H153L154 143L151 144V145L149 143H152V141L151 142H148V140H147L148 144L150 145L147 150L148 151L149 150L151 151V149H152V151L149 152L151 154H149L146 149H145L146 151L143 150L142 152H140V153L143 154L144 158L146 156L145 154H147V155L149 154L150 157H152V160H150V161H154L152 163H155V162L157 163V160H160V161L162 160L163 162L164 161L168 162L165 165L170 164V163L172 164V162H173V166L176 167V165H174V163H175L174 160L172 158H170V156H171V153H173V152L175 153L177 150L180 149V145L181 144L179 143V145H178L179 148L178 149H177V146H175L176 147L175 150H171L170 148H172V144H174L175 143L174 141L177 140V139H179L181 141V138H182V141L181 142H183L185 140L184 137L185 136L186 137L189 136V132L192 133V134H190V137L189 138L187 137L188 140L190 138H191V140H193V139L195 140V138L192 139L191 135L193 137H196L197 138L196 133H198L199 130H198V132H197V130H195V132L194 131L191 132V130L192 129H196L194 127L197 126L198 121L203 117L204 114L205 115L208 114V113L206 114V111L209 108H210L211 111L214 109V108H211V106H213L214 104L218 105L217 102H219V101H220L219 103H222L223 102L222 101V98L224 97L225 89H227V87H226L227 86L226 85L227 82L229 81L230 77L233 74L235 76H238L237 75L238 73L235 74ZM240 71L242 72V70H240ZM246 71H247V69H246ZM184 72H183V74L185 76V73ZM241 72L239 74H241ZM249 72H251V70ZM248 73L246 75L247 77H245V79H246L245 81L246 82H248L247 79L250 81L249 78L251 76H253V75L250 76ZM188 74L186 73V78L184 77L185 79H187V77H188L187 75ZM191 74H189L190 75L189 76L190 79L192 78V75ZM202 74H204V73H202ZM245 74L246 73H244V75ZM248 75L250 77H248ZM74 76H76V81L75 82L70 81V79L72 77H74ZM194 76H195V74L193 75V77ZM217 76H218V74H217ZM234 77L232 79L238 78V77H236V78H234ZM184 78H183V81H186V83H187V81L190 80V79L189 80L188 79L187 80H184ZM196 78L197 77L195 76V79ZM232 79L230 81H232ZM239 81H240V83H239ZM239 81H236V82H238L237 85L242 84L241 83L242 82L241 79H239ZM0 82H2L1 75H0ZM189 82H191V80ZM236 82H234V83L236 84ZM234 83L232 82V84H234ZM249 83H251V82H249ZM249 83H247V84H249ZM191 84H192V82H191ZM243 84H244V82H243ZM242 85H241V87H242L241 90L238 89L239 91H237V92L234 91V93L236 94V96H234L235 97L234 103L232 101V104H234V106H233L234 109L231 108V111L234 112V110H235L234 115H232L233 113L231 111H229L230 109L229 110L226 109V110H228L231 113V114L229 113V115H232V117H231L232 119L231 120H228L230 118H227L226 120H228V121L226 122L225 118L228 117V115L226 117L224 116L225 118H223V117H221L219 115V117H221V118H223L225 120L224 123H222L223 120H221L219 117H216L215 118V116H216L215 113H214L215 115L212 114L214 116V118H215V120L213 121V123L215 122V124H216V120H217V118H219L217 121L220 122V120H221L220 123H222V126L223 127L220 128L219 125H218L219 126L218 128L213 127V126H216L217 124L216 125H214L212 123L209 124V121H210L209 120V121H207L208 123L206 122L207 123L206 126L208 124H209L208 126H210L211 124H212V126L209 127V128H207L208 127L207 126L206 127V131L204 130L205 132L202 130L203 132L200 131V133H198V134H201V135H202V133H204L203 134V137L201 135H199L200 137H198L199 139L201 138V140L199 141V139L197 138L198 139V141H197L198 143L195 142L196 140L195 141H192V142H195L196 143L195 147L192 146V148L194 147L193 148V153L191 154L192 156H189L190 154L188 152H186V150L188 148H184L186 150H184V149L181 148L182 150H184L186 152L185 155H188L189 154L187 157H190V159L192 158L195 161H196V159L200 158L203 155V151H205V152L207 151V153L205 155V160L206 161L204 162L205 164L203 165V167L201 165L202 164L201 162H200L201 163L200 165L198 163V165L201 166V168H200L201 170L198 171L200 173L198 174V172H197L198 175H195L194 174V178H193L192 177L193 176L192 174H193V172H195V170L193 172H192V170H189V171L188 170H185V172H189L185 177L183 176V174H181V173H184V172H180V174L183 177L180 176V178H179V176H177L179 178V180L173 179L174 181L171 184H170L171 181H169L168 187H166L167 186V183L165 181L166 185L164 183V185H165L164 187H166V188H164V187L162 188V190L165 189L163 191V193H162V190H161L160 191L161 192L160 193L161 194L160 196H158L159 193L157 195L158 197L155 195L158 198V200H161V203H162V200H164L163 204L165 203L166 205H168L172 200H174L172 197L175 198V195H177L176 190H179L180 189V194L176 197V201H177L176 204L178 203L179 205L180 204L181 205H184V203L186 201H187L186 202V204H187L189 202L188 201L189 199H192L193 200L195 198V197L194 198H192V197L195 196V193H196L197 189L200 192V190L203 188V186H201L202 188L201 187L199 188L200 184H202V181L205 180V179H210L213 176V174L215 175L216 171H219L220 170L221 172H220L219 176L218 177L215 176L218 179L216 178L217 180L212 181L207 186H204V188L200 192L201 195H202L201 196V199H199L200 201H198V195L200 197V193L197 191L198 195H197V198H195L197 200L196 201H191V202H194L195 205H197V203H195V202H198V205H197L198 207L195 206V208L197 207L196 209H194V207H193L192 208L193 210L198 211L197 209H199V207H200V208H203L208 213H210L211 211L214 212V214H215V212H216V214L217 213H219V214L221 213L220 215H217V216H219V217L222 218V216H221L223 214L222 212L225 211V209L228 207V205H229V207H228V210H229L230 205H232L230 203L231 202H234L236 200L235 199L236 196H239V195H237V193H238L239 189L241 188V189H243V192H240V194H242L241 195V198H239V199L237 198V199L238 200L241 199L242 202L241 201H237V202H240V203H239L238 206H235V208L232 205V207L234 209V214L233 213H229V211L227 212V209H226V212H224V214L225 213H226V215L228 213L229 214H233V218H235V216H236L237 218H241L244 221H247L248 222V221H252V219L254 217L253 216L254 213L257 214L256 211L259 210L261 207H262V211H264L263 210V208H264V136H263V134H264V94L262 92H257V93H254L253 94V97H252V95L249 94L250 93L249 90L251 91V88H250L251 87V84H250V87L249 86H246V87L244 86L243 87ZM235 86H234V88H235ZM252 86H254V82H253V85ZM192 90H194V89H192ZM185 91H187V90H185ZM182 92H184V91H182ZM182 92H181V95H182ZM176 93H178V92H176ZM190 94L192 95V93H190ZM247 94H249V97H252V98H250V100H248L249 97H248ZM57 95L59 97H57ZM230 95H233V94H230ZM176 98H174V99H176ZM228 98H229V95H228ZM144 99H145V92L142 91L141 89H139V87H137L135 83L134 84H130L127 87L119 88L117 86V83L112 82V83L103 84L102 86H99L95 90L94 95H93V100H92V105L91 106H92V111H93V113L95 115H99V111L101 109H107V114H106V116L103 119L107 118L108 115L111 114V116L109 117L108 123H107V125L105 127V131H107V130L111 129L113 125L119 123L124 118H126L127 115H129L130 113H133L134 111H136V109L139 107L140 103L144 101ZM186 100H187V98H186ZM223 100H224V98H223ZM225 100L227 102L228 99H225ZM60 101H59V103H60ZM174 102H175V100H174ZM185 102H188V101H185ZM224 102H223V104H224ZM230 104L231 103L228 104V107H232V106H230ZM43 105L44 106L45 105L50 106L51 107L50 108L51 110L50 111L49 110L48 111L43 110V108H45ZM48 106H46V108H45L46 110H47V107ZM52 106H54V107H52ZM68 106H67V108H69ZM180 106H181V104H180ZM40 107H41V110L44 111V112H40L41 111L40 110ZM177 107H179V106H177ZM183 107H186V106L183 105ZM222 107H225V106H222ZM228 107L226 106V108H228ZM215 108L218 109L217 106ZM221 108H220V110L222 112L221 111L218 112L217 109H216V112L218 114L221 112L220 114L222 115L224 113L223 112V109L224 108L223 109H221ZM226 110L224 109V111H226ZM178 111H176V113ZM69 114L65 116V118L67 116L69 117V119H67L68 117L66 118L67 120H65V122L69 120L68 122L73 123V125L72 124L71 125H72V127H74V123H76V120L75 119L77 117L74 119L73 116H72V118H71ZM171 114H168V115L170 116ZM179 114H181V115L178 117L177 115H179ZM218 114H217V116H218ZM227 114H228V112H227ZM172 115H174V113ZM205 115H204V118L203 119H205ZM241 115L243 117H245L244 121L242 120L243 118L242 119L240 118ZM207 116L209 117V119L210 118L212 120L214 119L212 116L210 117L209 114ZM70 119H71V121H70ZM72 119H74L75 121L72 120ZM206 120H208L207 117H206ZM206 120H204V121L202 120V121L205 122ZM18 121H20L19 124H18ZM165 121H166V119H165ZM240 121H243V122L240 123ZM15 122H13L14 125H15ZM242 123H243V125H242ZM68 125H69L70 129H72L71 125L70 124H68ZM68 125H67V123H65L64 126H66V127H63V129L64 128L67 129V126ZM152 125H153V123H152ZM199 126H200V124L197 126L200 129ZM204 126L205 125L203 124V127ZM69 127H68V129H69ZM146 128H148V126ZM212 128L213 129L216 128L219 131L216 132L215 130H212ZM148 129L145 130V133H146V131L148 132ZM201 129H203V128H201ZM69 131H71V130H69ZM212 131H214V132H212ZM62 132H67V130L66 131L63 130ZM215 132L218 133V134L217 135L215 134V136H214L212 133H215ZM145 133H143V134L146 135ZM148 133H150V132H148ZM193 133L196 136H194ZM139 134L140 133H138V135L136 134L135 137H137V136L139 137ZM155 134L157 135L159 133L156 132ZM3 135H1L2 137L0 136V138L3 139ZM144 135H141V136L143 137ZM157 136H159V135H157ZM142 137H141V139H142ZM144 137H146V136H144ZM149 137H150V134H149ZM17 140H18V138L16 137V139L14 141L17 142ZM139 140H140V137H139ZM145 140L143 139L142 141H145ZM188 140H186L187 143L184 141L186 143L185 144L186 145L185 147H190V146H187V145H188L189 142H191V140H189V142H188ZM0 141H1V139H0ZM15 142H14V145H15ZM1 143L3 144V142H1ZM182 144L184 145V143H182ZM155 145H157V144H154V146ZM176 145H177V143H176ZM191 145H193V144H191ZM1 147H3V146H1ZM1 147H0V149H2ZM144 147L147 148L148 145L147 146H144ZM157 147H158V145H157ZM157 147H155V148H157ZM181 147H182V145H181ZM190 148H189V150H190ZM180 150L178 152H181ZM0 151H1L0 157L1 156L3 157V155H4V149L3 150H0ZM153 151H156L157 153H159V154H157L155 152L157 154V156H156L157 158L154 156L155 154H154ZM191 151H192V149H191ZM152 154H154V155L152 156ZM177 154L180 156V153H177ZM177 154H175L176 155V158H174L175 160L176 159L178 160ZM138 155H137V158H138ZM143 156H140V157L142 158ZM2 157L0 158V160L1 159H4ZM147 157L149 158V156H146V158ZM153 157H155L156 161H155V159H153ZM171 157H173V155ZM180 157H182V156H180ZM138 159H136V163H133L134 165L132 164L133 166H130V168L132 167L133 169H135L134 167H136V169H135V172L136 173L133 171V173L136 174V176H139V173H137V172H140L139 170H141V169H138V168H141L139 166L142 165L141 160H143V159H139V161H138ZM201 159H198V160H201ZM169 160H170V162H169ZM179 160H181V158H179ZM198 160H197V162H199ZM146 161H147V159H146ZM150 161L148 159L147 164L148 163L151 164ZM195 161H193V162L195 163ZM137 162L138 163H141V164L138 166ZM143 162H145V161L143 160ZM185 162H187V161L185 160ZM185 162H183V163L185 164ZM160 163L161 162H158V165L156 164L157 165L156 166L157 170H159L158 169V166H159ZM179 163H180V161H179ZM179 163H177V164H179ZM3 164H4V162H3ZM135 164H137V166H135ZM144 164L145 163H143V165ZM184 164H182V165H184ZM1 165L2 164H0V166ZM161 165H163V163H161ZM160 166H159V168H160V171H161V167ZM144 168H145V165H144ZM152 168H154V167H152ZM152 168L150 170H148V171H151L150 172L151 174L153 172V175H154V172L156 170L155 171H152L153 170ZM164 168H166V172L168 174V172H170V171L167 170V166L164 167ZM164 168L162 166L163 172L165 171ZM131 169H128L127 172L128 173H131L132 172ZM145 169L140 172L141 175H142V173H144L143 171H147V169L146 170ZM180 169H182V168L180 167ZM136 170H138V171H136ZM0 171H1V169H0ZM173 171H175V170L173 169ZM148 173L149 172L144 173V176L142 175L143 178L145 176L149 177L148 175H145V174H148ZM173 173H175V172H173ZM178 174H179V172H178ZM127 175L129 177L131 176L129 174H125V176H127ZM156 175H158V174H156ZM147 177L145 179H147ZM154 177H155V175H154ZM154 177H150L148 179L153 178L152 180L154 181ZM158 177L159 178H163V177L157 176V178ZM247 177H250V178L248 179ZM1 178H2V176H1ZM1 178H0V180H1ZM136 178L137 179H141L142 177L141 178L136 177ZM136 178H135V182L137 180ZM159 178H158V182H159ZM213 178H214V176H213ZM246 178L248 179V181L244 182ZM130 179L131 178H129V180ZM145 179L142 180L143 183L148 180V179L147 180H145ZM165 179H167V178H165ZM120 180H122V179H120ZM155 180H156V177H155ZM162 180H160V181H162ZM124 181L123 182L121 181V182L124 183ZM126 181H128V179ZM153 181H151L152 184H150V186L152 188H154L153 185H156L154 183L155 181L154 182ZM131 182H132V184L134 183L133 179H132ZM207 182H208V180H207ZM242 182H244V185H242V187H241L240 185H241ZM126 183L128 184V182H126ZM129 183H130V181H129ZM138 183H139V180L137 181V183H135L132 186H128L127 184H125V185L128 186V187H125L124 184H122V186L124 185L123 187L121 186L124 189L132 188L131 189V192H130L131 195H130V193H128V194L125 195L126 197H128L127 195H130V197H132V201H133V196L135 198H137L136 199L137 201H139V199H141L142 197H144V195L147 194V192L149 191L148 190L149 188H150V192H151V187L149 186L147 188V191L145 190L146 191V194H145V191L143 190L144 191V193H143L144 195L143 196L142 195L140 196V194H142V192H140V190L143 189L142 185L144 186L145 183L144 184L142 183V185H141L142 188L139 186L141 183H139V184ZM136 185L138 186V188H137ZM134 186H136L137 189L141 188V189L138 190L139 191L138 192L139 195L136 194V190H133V189H135V188H133ZM115 187L118 188L117 186H115ZM144 189H146V187ZM132 190H133V192H135L134 194L137 195V197L132 194ZM150 192H148V193H150ZM117 193H118V191H117ZM119 193L121 194V191L120 190H119ZM124 193H126V191L123 192V194ZM123 194H121V195H123ZM243 194H244V196H243ZM138 196L141 197V198H138ZM242 196L244 197L243 199H242ZM151 197H153V196H151ZM153 198H152L153 201L151 200L153 202L152 205H154L155 199L157 201V198H155V199H153ZM169 198L170 199L172 198V199L170 200ZM166 199L170 200L169 203H166L165 202ZM126 200H129V198H127ZM126 200L123 199V202L120 201V203L122 202V204L124 206L127 205L126 207H128L129 206L128 204H129L130 201L129 202L127 201L128 204H126V202H124ZM2 201L3 200L1 199V196H0V206L3 204ZM114 201H117V199L114 200ZM114 201H113V204H115ZM111 203L110 204L107 203V205H108L107 209H106V207L104 208V206H103L104 210L105 209L107 210V211L105 210L106 213L108 211H112L113 206H112V209L111 210H110L111 207L109 208V205H111ZM120 203L118 201V204L116 202L115 205L122 206V204H120ZM134 203H135V200H134ZM158 203H160V201H158ZM173 203L174 202L172 201V204L171 203L170 204L172 206H174ZM130 204H132V203H130ZM137 204L139 205V203H137ZM137 204L135 203L136 206H137ZM165 204L164 205H161L160 204V205L161 206H165ZM170 204H169V207H170ZM176 204H175V207L176 208L174 207V210H176L178 208L177 209V211H178V210H180V208L177 207L178 205L176 206ZM189 204H190V202H189ZM132 205H130V206H132ZM135 205H133V206H135ZM140 205H141V207H140ZM140 205H139V207L142 208L146 204H143L142 203ZM117 206H115V207L117 208ZM151 206L146 207L147 208L146 213H144L142 211L144 208L140 209L144 214H146L145 215L146 216L145 218H144V216L142 218L140 216V218H139L137 216L138 214L136 213L137 215H135L136 216L135 218H137V217L139 218V219H137L138 221L136 220V222H140V224L136 223V227L135 228H134V225L132 226L134 228L133 229L134 231H135V229H137V231L139 233L140 228H142L144 231L150 229L148 234H150V231L151 230H152V232H151L152 234L155 233L156 231L159 232L156 228L159 226V224H161L160 222L162 221V219H161L160 222H158L157 220H159L163 216L162 215V212L164 213V212L167 211V210L164 209L166 206L164 208L161 207L162 209H160V211L163 210V209L165 211H161V217L159 219H157L158 218V215H157V218H156V216H155L156 214H154L156 220H153L154 218L151 219L152 218V217H150V214L152 213L151 211H150L151 213H147V212H149L148 211L149 208H150V210H152L154 208V206H152L153 208L151 209ZM172 206H171V208H173ZM115 207H114V209L116 210ZM126 207H124V209ZM129 207L127 208V210L128 209L129 210L131 209V207L130 208ZM169 207H168V209H169ZM181 207L183 208V209H181V211H182L187 206L185 205V207H183V206H181ZM155 208H156V210L154 209L155 211H157V210L159 211V208H157V207H155ZM120 209H121V207L120 208H117L116 212L117 211H120ZM122 209H123V206H122ZM122 209H121L120 212H117L118 214L116 213L117 216L116 215H114V216L111 215L113 211L112 212H108V213H111L109 215H108V213L105 214V211H103L104 214L102 213L101 210L98 211V213L101 212L100 213V214H102L101 217L104 216L102 218V220L104 218L106 219V217H107V219L110 220V221L109 220L105 221V219H104V224L105 223L106 224L103 227L106 228V226H107V227H109L108 230L109 229H112V230L115 229V231H119L118 230L119 228H117V227H118V225L120 223H122V221L125 224L124 221H127L126 219H128V218H126L127 214L129 215V217L132 214L133 219H134V215H133L134 214V210H135L134 208H133V212H131V214H129L130 213L129 210L127 211L125 209V211H126L125 212ZM174 210L170 211V209H169L168 212H167V214L169 212H173ZM187 210L189 212V209L188 208H186V212H187ZM204 210H202V211L204 212ZM230 210H231V208H230ZM158 211L155 212V213L160 214V213H158ZM177 211H175V212L177 213ZM181 211H179L178 213L182 217H184V213L185 212L183 213V211H182V213H183V215H182L181 214ZM190 211H192L191 208H190ZM195 211H193L192 213H194ZM262 211L260 209L257 212L259 214V212L262 213ZM127 212H129V213H127ZM138 212H139V210H138ZM175 212H174V214H175ZM114 213H115V211H114ZM192 213H191V215L188 214V216H187L186 219L184 218L185 221L188 220V222H189L190 219L192 220L193 218H195V220L197 222L196 217H199L196 214L197 212L193 214L196 217H193L192 216ZM96 214L95 215H91V217H90L92 219V217L94 218V216H95V218L93 220L94 222L97 221L96 218H98L99 215H100V214L99 215H96ZM179 214H178V217L177 218L178 219H181L180 218L181 216H179ZM212 214H209V216L212 215ZM224 214H223V217H224ZM258 214L256 215L257 217H258ZM105 215H106V217H105ZM107 215L110 218L116 217V219L114 218V222H113L112 219L108 218ZM151 215H153V213ZM176 215H174L175 218H173V219H172L173 216L171 218H168V216L165 215V214H164V217H167L168 219H172V220L175 221ZM261 215L259 216V217H261L260 219H262L261 220V223H264V212ZM96 216H98V217H96ZM189 216H191L193 218H189L188 219ZM209 216H208L209 219L211 217L213 218V216H211V217H209ZM226 217H228V216H226ZM229 217L231 218L232 215L231 216L229 215ZM90 218L89 217L86 218L88 220L87 223H89V224L92 223V220L91 221L89 220ZM130 218H129V220H130ZM199 218H198V220H199L198 221V224H196V222H195L196 225L195 224L194 225L192 224L193 221H195L194 219L192 220V223H190V222L187 223L188 225L185 224L186 222H184V225L183 226H186V228L184 227V231H183V233L180 232V235L178 234V232H176L177 237L179 236L177 238V242H176L177 244L175 245V242H173L175 239L173 238L174 240L172 242L174 243L173 245H175V246H173L171 248H167L166 247L167 246L166 244H169L168 241L170 239V238L168 239V237H167L168 235L166 236V233L163 234L165 236V238L167 237V239H168L167 243H165V244L162 243V242H163V240L166 241V239H163V240H162V238L159 239L160 237H158V239H157L156 236L155 237L153 236L154 234L153 235L152 234L151 235H148V236H153L154 239L156 238V242H155L156 244H153L152 245L153 247L155 245H157L159 247V245H161V243H162V244H164L163 247L161 245L162 250H163L164 246L166 245L165 246V248L167 249L166 251L164 249L163 251L160 252V248L158 249L156 247H154V248L153 247H150L151 244H149L150 242L148 243L149 240H147L148 238H146V236L144 235L145 232H143V234L142 233H139V234L142 235V236H140L141 239L145 236V238H146L145 241L147 242V244H149V247L146 244V242L144 241V238H143V240H141L140 237H138L139 234L138 235L136 234L135 237H131L132 234L129 233V234H131L129 236L128 233H127V235H125L124 237L128 241L125 242V240H124L125 238L122 239V241L124 240V242H125V244L123 243L124 245L123 244L118 245L119 242L121 243L122 241L119 240V239H121L120 237H117V240L116 241H117L118 244L117 243L115 244V242L114 243H110V244L108 243L109 245H108V248L107 249H105L104 251H102L100 253L98 252V254H96L97 257L94 256L95 257V260H93V255H92V259H91L92 261L87 260V258H88L87 256H90L93 253L92 251H95L97 249V247H96L97 241L100 240V238H103L104 237V235L102 233H100V234L103 235V237L102 236L100 237L99 236L100 234H99L98 235L99 238H96L97 237V235H96L95 236V240H93V243H92V241H90L91 242V245L89 247L87 246L88 248H85L84 247L86 249V251H88L90 253V255H85L86 258H84V253H80V254L81 255L83 254V258L85 259V263L88 261V263H86V264H89V262H91V264L92 263L93 264H113V262H115L117 264H126V263L129 264V261H130L129 259L131 258V256L133 257L136 254V251L137 250H141V252H142L143 249H141L142 247H140V246H141L142 243H144L145 246H147L149 248V250H148L147 247H144V248L147 249V251L149 253H150L151 250L154 251V249H156L155 250L156 255L155 256L152 255V258L151 259H150V256L149 257H144L145 258V261H146V264L147 263L148 264H157V263L159 264L160 260L162 261L163 259H166L167 258L166 255L169 254L170 252L171 253L173 252L172 255L173 254H177V255H173L171 257L173 259L174 256H176L174 258V260H176L175 264H182L187 258H188L187 260H189V262L190 261L194 262V260L196 259V256H195L194 253L196 252V254L198 255L200 252H202L201 249L203 250L205 248V246H206V245H204L205 243H203V242H204V240H206L205 238H207V236L209 237V241L207 239L208 242L207 241L206 242L208 243L207 245H209L208 246L209 248H207V246H206V248L208 249L207 251H208V254L210 256L208 254H205V250L206 249L203 251L205 255H203L202 253L201 254H202V257L204 256V258L206 257V255L209 256L208 257L209 260L207 258H205L206 260H208L209 264H232L233 256L235 258L236 255H238L236 252L234 253V251H237V250H235V248H239V247H240V253L238 252L239 253V257L237 256L238 257V259H237L238 262H236L235 264H247V261L250 260V259H246V257H247L246 255L249 252V250H255V249L261 250L262 249L264 251V244H262L263 246H261V249H259L260 248V242L258 240H253V239L251 241L248 240L249 241L248 243H245L244 242L245 244L242 243L243 245L240 246L239 244L241 242H239V244H238V239H240V236L243 234L241 232V231H243V228L240 229V228L233 227V224L231 226L230 225L228 226V223H230L229 220H231V219L228 220V223L225 226H224L225 222L224 223L222 222V221H224V218L225 217L223 218V220H220L221 221V224L223 223L222 224L223 226H220L221 224L219 226L217 225L219 227L218 229H220V227L221 228L222 227H226V228L225 229L222 228L224 230H221L220 229V231L217 229L218 230V234H219V232H221L220 233L221 235L219 237V235L217 234V231L216 232L214 231L216 228L213 231H211V229L214 226V222L211 225L212 228H210L207 225L208 222L206 221V219L208 220V218L206 216H205V220L202 219L204 217H202L200 219ZM212 218L210 219L211 222L214 221V220H216V218H213V220H212ZM98 219L100 220V218H98ZM260 219H259V222H260ZM129 220H128V223H129ZM165 220H164V223H165ZM182 220L183 219H181L180 221H182ZM86 221H85V226L86 227H89V226L86 225L87 224ZM153 221L154 222L157 221V223H158V226L155 225L156 228H155V226L153 224ZM200 221H201V226L202 227H199L200 226ZM202 221H206L205 222L206 224H204V222H202ZM3 222H5V224H7L6 223L7 221H2L0 223V226H1V224ZM100 222H102V221H100ZM168 222H169V220H168ZM176 222L177 221H175V222L172 221L171 223L172 224L174 223V225H177V224H175ZM255 222H256V220H254V223L253 224H255ZM83 223H84V221H83ZM83 223H80V224H83ZM162 223H163V221H162ZM177 223H179V222H177ZM182 223H181V225H182ZM97 224H99V226L97 225L98 227H101L102 225H104L103 222H102V225L101 226H100V223H97ZM132 224H135V222H133ZM165 224H167V223H165ZM127 225H131V224H126L125 227ZM152 225L156 229L154 232H153L154 229H152V227H153ZM197 225H199V226H197ZM203 225L204 226L207 225V226L204 227ZM3 226H4V224H2L1 227H3ZM97 226H94V224L91 225V227H94V228L95 227L97 228ZM137 226H138V228H137ZM161 226H163V225L161 224L160 227ZM217 226L215 224V227H217ZM1 227H0V236H1V233L4 232ZM79 227H80V225H79ZM82 227H84V224L82 225ZM165 227H167V229H169L172 226H169V223H168V225L165 226ZM163 228H164V226H163ZM163 228L161 230H163ZM173 228L175 229V226ZM103 229L104 228H102V230ZM158 229H160V228L158 227ZM170 229L168 231L169 233L172 231V229H171V231H170ZM180 229H182V227ZM77 230L79 231V229H77ZM80 230H81V228H80ZM82 230H83V228H82ZM112 230H110L109 233L112 232ZM133 230L131 231L132 233L134 232ZM176 230H178V229H176ZM78 231H76V232H78ZM141 231L142 230H140V232ZM175 231L173 230V232H175ZM97 232H98V228H97ZM97 232H95V233L98 234ZM128 232H130V231H128ZM173 232H172V234L170 233V235H171V239L170 240H172V236L174 237V235H175V233L173 234ZM211 232L212 233L214 232V234H217L218 236L217 235L216 236L218 238H214L213 236H211V235H213ZM240 232H241V235H240ZM246 232H247V230H246ZM78 233L80 234V232H78ZM91 233L89 234V236L93 234V233L92 234ZM135 233H137V232H134V234ZM161 233L162 232L160 231V233H158V234L160 236H162ZM169 233H167V234H169ZM107 234H108V232H107ZM84 235L87 236V234H84ZM146 235H147V231H146ZM159 235H157V236H159ZM128 236L130 237V239H128L129 238ZM136 236H137V238H136ZM74 237L75 236H73L71 238L73 239ZM77 237L75 239H80L79 238V235ZM82 237H84V236H82ZM210 237H212V239L214 238V240H210L211 239ZM122 238H123V236H122ZM243 238H245V237H242L241 239L242 240H245ZM154 239L151 241L152 243H154L153 242ZM215 239H217V241ZM82 240H83V238H82ZM118 240H119V242H118ZM157 240H159V241L161 240V243L158 242ZM71 241L73 242V240H71ZM140 241H141V243H140ZM211 241H214L215 242V244H214V246H213L212 249H211L212 246L210 245V242ZM111 242H113V241H111ZM67 243H66V245L68 247L69 244L71 243L70 242V239H69V241ZM213 243H211V244L213 245ZM71 244L73 245V243H71ZM77 244H78V246H80L83 243L82 244H79V242H78ZM87 244L88 243H86V245ZM139 244H140V246H139ZM72 245H70L66 249V250L70 251L68 253L71 254L72 252H76L75 253L76 254L75 257H77V255L78 256H81V255H79V253L77 254V251H79V250H76V249H80V248L79 247H75L74 248V246H72ZM97 245H99V244H97ZM201 245L204 248H202V247L200 248ZM238 245H239V247H238ZM142 246H144V245L142 244ZM64 247L66 248V246H64ZM70 247H71L72 252L70 250ZM168 247H170V246H168ZM1 249H3V248H1ZM1 249H0V252H2V253L0 254V256L3 254L2 255L3 258H1L2 261H0V263L1 264H13V262L8 258V255L9 254L7 253L8 254L7 255L5 252L1 251ZM83 249L82 250L80 249V251L81 252L84 251ZM209 249H211V252L209 251ZM64 250L62 249L63 259H60V260L68 259V262L65 260L64 262H66V263H64V262L63 263L64 264H71V263H69V261L73 257L70 258V256L75 255V254L73 253V254L69 255L68 253H65ZM158 250H159V252H158ZM137 252H139V251H137ZM141 252L139 254H141ZM148 252L146 253V251H145V253L147 255L149 254ZM145 253L142 254V255L143 256L144 255L146 256ZM155 253L153 252L152 254H155ZM66 254H67V256L69 255L68 256L69 258L66 257ZM86 254H87V252H86ZM201 254L198 255L199 257L197 256L198 259L201 257ZM142 255H138V256L136 255V257L138 258L139 256H142ZM192 255L195 256V258H193L194 260L189 259V257L190 256L192 257ZM136 257L134 258V259H136V261L137 260H140V259H137ZM202 257L199 259L198 264H200V262L204 259ZM79 258H81V260L84 261V259L82 258V256L79 257ZM133 258H131V261H130L131 264H134L133 262L135 260ZM146 258H149V260L152 263L147 262L149 260L146 259ZM11 259L13 260L12 257H11ZM132 259L134 260L133 262H132ZM167 259H169V258H167ZM77 260H78V258L76 260H74V258H73V261L74 262L72 260L70 262H73L74 264L75 263L77 264L78 263ZM142 260H143V262L142 263L141 262H138V264L139 263L140 264H144L145 261H144V259H141V261ZM197 260H195V261H197ZM136 261H135V264H136ZM163 262L166 263L167 261H163ZM171 262H173V261H171ZM180 262H182V263H180ZM192 262H190V264ZM204 262H206V261H204ZM208 262L206 264H208ZM81 263L82 264H85L84 262H80V264ZM165 263H163V264H165ZM186 263L187 262H185V264ZM194 264H195V262H194Z\"/></svg>",
    "mask_w": 264,
    "mask_h": 264
},
{
    "label": "built area",
    "instance_id": "3",
    "mask_svg": "<svg viewBox=\"0 0 264 264\" xmlns=\"http://www.w3.org/2000/svg\"><path fill=\"white\" fill-rule=\"evenodd\" d=\"M3 245L17 264H32L40 255L39 244L25 227L17 225L4 237Z\"/></svg>",
    "mask_w": 264,
    "mask_h": 264
}]
</instances>
